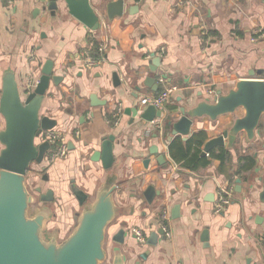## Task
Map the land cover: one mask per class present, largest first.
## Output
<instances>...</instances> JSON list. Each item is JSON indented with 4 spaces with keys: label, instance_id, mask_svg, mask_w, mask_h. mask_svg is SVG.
Returning a JSON list of instances; mask_svg holds the SVG:
<instances>
[{
    "label": "crops",
    "instance_id": "0c3cea01",
    "mask_svg": "<svg viewBox=\"0 0 264 264\" xmlns=\"http://www.w3.org/2000/svg\"><path fill=\"white\" fill-rule=\"evenodd\" d=\"M114 1L89 0L100 17L94 30L61 0L56 10L48 8L49 0H0V96L8 68L23 92L33 89L49 60L53 75L61 77L51 79L41 114L67 136L70 151L41 166L43 192L53 190L61 205L69 204L67 212H78L73 185L93 199L114 177L119 215L108 232L113 244L125 229V243L114 241V247L121 246L128 263L134 248L133 263L264 264V113L253 139L241 131L210 150L206 143L243 117V108L216 120L193 118L187 136L174 134L172 125L183 108L213 102L242 79H264V36L253 40L257 30L264 33V0H124L123 14L109 17ZM100 43L106 45L104 60L84 66L82 54H95ZM156 56L161 60L154 70ZM161 76L178 89L166 101L159 131L141 117L139 100L163 90ZM120 104L123 114L115 125ZM4 126L0 113V130ZM111 136L114 163L105 169L93 156ZM220 185L233 187L224 213L214 210ZM150 186L159 191L152 202L144 195ZM164 213L167 235L158 233ZM134 228L143 232L144 243Z\"/></svg>",
    "mask_w": 264,
    "mask_h": 264
},
{
    "label": "water",
    "instance_id": "95a60500",
    "mask_svg": "<svg viewBox=\"0 0 264 264\" xmlns=\"http://www.w3.org/2000/svg\"><path fill=\"white\" fill-rule=\"evenodd\" d=\"M61 1L72 16L94 30L99 28L100 17L89 0ZM49 2L50 10L58 9V0ZM123 12L124 0L111 2L107 6L109 17ZM160 60L158 56L153 58L154 70L160 65ZM53 64L50 60L46 62L40 80L33 89H27L26 92L21 91L13 69H6L2 75L0 113L5 126L0 130V143L3 146L0 150V264H100L107 257L104 248L107 228L119 215L114 197L118 186L112 176L100 185L92 201H88V194L84 190L76 185L72 186V192L83 210L78 215L73 232L63 242H59L56 237L49 241L42 237L45 222L51 215L50 207L40 208L33 217L28 215L34 197L27 187V173L34 162H44L50 149L48 141H40L42 131L55 127L54 120L41 114L51 79L57 83L61 78L53 75ZM116 83H119L118 76ZM240 108L245 110V115L237 118L233 126L222 135L210 139L206 143V150L224 145L227 138L237 136L241 131H245L249 139L254 138L264 113V79H242L228 94L219 91L213 102L202 100L190 110L183 108L181 118L172 124L173 133L187 136L193 118L207 115L216 120L219 116L234 113ZM161 115L162 111L152 105L141 113V117L147 121H153ZM113 141V136L103 141L101 150L96 151L93 156V160L103 161L105 169H110L114 163ZM158 160L165 162L164 155H160ZM262 181L261 198L264 200V178ZM36 192L40 202L48 203L55 199L51 189L43 192L41 187H37ZM156 194L159 191L153 186L148 187L144 193L149 202L153 201ZM158 233L165 234L163 229ZM158 233L155 234L156 237ZM203 240H208L206 232ZM114 241L120 245L125 243L124 228L114 236ZM133 250L135 251L134 248ZM112 264H128L120 247L113 250ZM134 264L142 263L137 261Z\"/></svg>",
    "mask_w": 264,
    "mask_h": 264
},
{
    "label": "built area",
    "instance_id": "2783aa9c",
    "mask_svg": "<svg viewBox=\"0 0 264 264\" xmlns=\"http://www.w3.org/2000/svg\"><path fill=\"white\" fill-rule=\"evenodd\" d=\"M8 1L11 2L12 0H8ZM201 33L202 35H204L203 41L208 42L209 35L208 32L205 30V27L202 28ZM255 34H256L255 39H253L254 41L260 40L264 36V33L261 30H257ZM105 53H106V45L104 43H100L96 48L95 54H92L89 51H86L85 53L82 54L83 65L94 66L100 64L104 60ZM160 82L163 83L164 85L163 90L158 94L143 95L139 100L140 109L143 110L146 109L148 106L152 105L156 109L162 111L163 113V111L165 110L166 101L169 99L171 94L178 89V87L173 84H170L167 81L166 77L164 76L160 77ZM122 114H123V107L120 104L117 108V111L113 115L115 125L119 124ZM161 116L154 118L152 121L159 131H161L163 128V120L161 119ZM41 139L42 141H48V143L50 144V149L46 154L48 163L50 164L54 163L56 160L60 158H64L70 151L69 141L67 139V136L62 131H58L55 129L43 130ZM232 194H233L232 186H222V185L219 186L217 191L218 200L216 201L214 206V210L216 213L225 212L227 205L231 201ZM167 217H168L167 213H164L162 215V229L164 230L166 235L168 229L164 221L167 219ZM133 232L135 238L139 242L141 243L145 242L144 234L140 229L134 228Z\"/></svg>",
    "mask_w": 264,
    "mask_h": 264
},
{
    "label": "rangeland",
    "instance_id": "374dc122",
    "mask_svg": "<svg viewBox=\"0 0 264 264\" xmlns=\"http://www.w3.org/2000/svg\"><path fill=\"white\" fill-rule=\"evenodd\" d=\"M43 164L42 163L38 164V163L34 162L31 165V168L27 173V187H28L30 193L34 197V201L32 202V204L29 207L28 215L30 217H33L40 208H42L44 206L50 207L51 215L45 222V226H44V229L42 232V237L45 241H49L52 237H56L59 242H63L73 232V230L76 226L78 215L82 212L83 206H79L78 212L77 211L76 212L70 211L71 208L67 212V208H69L68 203H64L61 205V203H59L56 199H54L53 202H48V203L47 202H45V203L40 202L39 195L36 192V188L41 187L43 185L46 186L45 182L41 178V174L43 173V169H44V168H41V166ZM94 199L95 198H93V199L89 198L88 201H92ZM68 213H71L70 216L68 215ZM71 216H74V221L72 220V222L68 223V221H70V219H71ZM115 220H116V218L109 224V226H108L109 229L113 225ZM109 229L107 228L106 239H105V244H104V248L106 250L107 257L104 261L100 262V264H112L114 248H116V247L121 248L120 245H116L114 247V244H115L114 241L112 244V242L110 240L109 232H108ZM130 249H131V251H128V253H130L128 264H134L136 261L133 263L132 255L135 253V251L133 250V248H130ZM125 255L127 257V254H125ZM127 260H128V257H127Z\"/></svg>",
    "mask_w": 264,
    "mask_h": 264
},
{
    "label": "trees",
    "instance_id": "16d2710c",
    "mask_svg": "<svg viewBox=\"0 0 264 264\" xmlns=\"http://www.w3.org/2000/svg\"><path fill=\"white\" fill-rule=\"evenodd\" d=\"M203 140H204V138L200 139V140H199V144H202ZM44 162H47V164H48L47 157H45V160H44ZM44 162H43V163H44ZM43 163H42V164H43Z\"/></svg>",
    "mask_w": 264,
    "mask_h": 264
}]
</instances>
